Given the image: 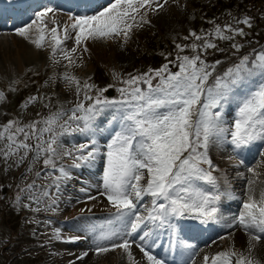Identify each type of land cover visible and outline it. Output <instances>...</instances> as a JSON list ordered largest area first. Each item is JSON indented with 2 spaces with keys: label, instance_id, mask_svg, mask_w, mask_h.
<instances>
[{
  "label": "snow or ice",
  "instance_id": "snow-or-ice-1",
  "mask_svg": "<svg viewBox=\"0 0 264 264\" xmlns=\"http://www.w3.org/2000/svg\"><path fill=\"white\" fill-rule=\"evenodd\" d=\"M167 4L168 0H107L106 4L84 0L82 9L77 5L65 11L63 5L49 0L32 8V18L17 27L15 34L37 49L50 47L48 59L53 65L62 59L66 68L83 66L90 44L128 45L138 30L152 23L151 15H159ZM227 15L231 21L223 25L212 20V29L190 30L183 37L190 44L174 41V59H168L171 52L162 53L167 62L160 67L126 75L113 71L114 83L105 87L92 83L91 77L81 81L67 71L54 74L44 86L59 81L69 90L74 88L72 107L60 105L48 115L37 112L34 120L23 122L14 117L0 125V159L6 171L24 169L21 183L15 186L14 207L33 213L60 211L64 192L84 170L90 178L87 183L81 179L77 202L102 203L99 198L107 202L105 224L85 223L68 237L56 228L45 243L90 239L97 255L119 249L128 264H169L155 252L167 234L168 248L182 257L179 264H189L197 245L186 233L220 226L243 229L249 237L247 249L233 245L205 254L203 264H262L253 250L264 242V193L257 200L252 187L255 181L249 179L242 210L226 214L225 199L238 197L231 190L227 172L210 154L213 147L227 146L235 153V166H247L244 153L257 142L264 143V48L241 55L244 44L236 38L247 36L245 27H252V18ZM217 40L231 41L236 56L222 72L218 71L222 60L207 59L209 49L226 51ZM68 41L73 42L70 48ZM18 83L13 81L9 91H17ZM113 87L117 97L105 94ZM4 99L6 94L0 91V101ZM38 103L52 107L51 97L38 89L21 108ZM233 107L235 118L230 120ZM73 140L77 142L66 147ZM97 161L101 170L93 181ZM247 170L260 175L255 168ZM237 176L243 173L237 172ZM146 198L148 205L144 204ZM95 206L81 208L85 215L78 219L87 221V213ZM28 222L42 223L34 217ZM133 246L142 259L134 256ZM88 255L85 251L77 259ZM185 255L189 259H183Z\"/></svg>",
  "mask_w": 264,
  "mask_h": 264
},
{
  "label": "rangeland",
  "instance_id": "rangeland-1",
  "mask_svg": "<svg viewBox=\"0 0 264 264\" xmlns=\"http://www.w3.org/2000/svg\"><path fill=\"white\" fill-rule=\"evenodd\" d=\"M174 3H175L174 0H168V4L166 5L165 9L160 12L159 15H155V14L151 15L150 18H151L152 23L150 24V27L145 26L143 29L138 30L136 32L139 35V37L144 39V42L146 41V38L149 35L151 36L154 33L157 34L158 31H161L164 37H169V38L174 39L176 37H179L180 31H185L189 33V31L192 30L191 29L192 20L190 17L191 13L189 12L188 7L186 6L185 9H180L178 8L179 6H175ZM168 5H172L173 9H169ZM29 20H27V22H29ZM24 24L16 25V26L20 27V26H23ZM1 32H0V64H1L0 71L2 70V68H3V71L0 72V81H6L7 86L9 84H12L16 78L8 75V72H6L7 70L6 66L9 65L12 61L16 62V60L22 61L23 62L22 64L26 66V70L27 71L29 70L28 72L30 73H34L35 71H40L46 68L45 74L48 78L51 77L52 74H56V75L63 74L64 70L69 72L70 69H68V67L67 68L65 67V65L67 64L66 61H63L61 59V63L59 65H53L51 61L49 62V59H48L49 51H47L46 48L37 49L35 46L29 47V45H27V43H25L22 40V38H20L19 36L16 39V43L18 42V48L16 50H11L8 42L7 41L4 42L3 40H1L2 35L5 34L3 30ZM12 36H17V35L14 34ZM5 40H6V37H5ZM72 43H73L72 41H68L69 48L72 46ZM103 43L97 42L95 44H92L95 52L91 49L90 53L94 60H92L91 58L89 59L88 57H86V55H84L85 64L83 66H73L72 69L76 73H80L82 75L85 74L84 76L90 75L93 72L92 70L96 67L95 65H100V67L104 69L111 77H113L112 76L113 71L119 72L123 75L128 73V71L132 69L133 64L137 58V53L140 49L139 46L135 44L132 46V50H127L125 46L120 47V46H117V44H115V48L113 51L112 46L110 45H107V46L105 45L104 48H102ZM7 50H10V52H6ZM77 55H79V53H77ZM3 59H7L5 63L6 66H4ZM8 60H11V62H8ZM15 76H18V75H15ZM28 78H30V76H27V79ZM31 81L33 82V79L29 80V82ZM43 88L47 90L48 92L47 96H49V91L52 90L54 92L55 97H56L55 104L58 105V107L60 105H63L65 108H70L73 106V104L76 101L74 88L72 90H69L68 88L65 87V85L62 82H59V81L57 83L50 82V84H48L47 86H44ZM6 94L8 96V101L10 103L4 101L2 105H0V120H2L3 117H5V113L8 108L12 109L11 104L14 98L18 96V90L15 92L8 91L6 92ZM36 108L37 106L32 108L31 110H35ZM21 112L22 111H20L19 113ZM228 118L230 120L235 118L234 107L232 109V115ZM78 141L82 143L84 142V138L81 137L80 139H78ZM102 143H106V140L102 141ZM72 144L73 143L68 144L66 145V147L71 148ZM210 154L214 161L216 160L217 163H220V165L227 170L226 172L229 177H232L233 175H237V172L244 173L246 174V177H247L248 174H247L246 169H244V166H239V167L235 166L237 158L235 156V153L232 152V150L229 147L227 146L213 147ZM262 154H264V143H261V142H257L251 147L249 151H246L244 153V158L247 161V168L248 167L253 168V166L257 167V163H260L261 161ZM229 155L233 157L232 162L230 164H235L234 167L231 165L227 166L224 164L223 160H225L226 158L229 159ZM100 164L101 162L97 161V168L92 170L91 179L93 181L98 179V176L96 175V173H98L101 170ZM3 165L5 167L4 171L2 170V181L3 182L9 181L11 176L14 177L16 174L19 173V169H16V171H14L15 168H11L6 171V166L4 163ZM86 172L87 174L84 180L85 183H87L90 178L89 171L86 170ZM76 183L78 184L75 187L77 191L72 194L68 193L62 198V204L60 203V205H62L64 208L62 209L61 207L60 208L61 211H58L56 213L49 212L50 214H54V215L58 214L62 217H67L70 214L69 210H71V212L78 211V210L80 211L81 208L91 207L93 203H96V206L93 208L92 211L106 209V208L102 209L103 207H101V203H97V202H92V201H88L86 203L77 202L76 195L79 193V187H80L81 180L79 181L76 180ZM81 199H83L82 196H81ZM99 199L103 202V205L107 203L106 200L105 202L103 201V198H99ZM231 203L235 204L234 202H231ZM33 207H35V205H33ZM32 218L33 217H31L30 220ZM28 220L29 218L23 222L26 223L28 222ZM103 222H104V219H100L99 223L103 224ZM45 229L47 228L45 227ZM0 231H3V233L5 234L8 233L7 229L1 228V226H0ZM61 233L64 237H68L69 235L77 234V231L68 229V230L62 231ZM79 234H84V233L81 232ZM48 238L49 236L45 239V242L48 240ZM248 240L249 238L244 239L243 242L247 243ZM54 243L56 242L52 241V243L47 245V247L45 248L46 255H45L44 264H68L69 261H74V264H96L98 256L93 254V251H92L94 250L93 246H90L88 248L87 245H83V248H80L78 246L72 248V247H64V246L62 247L60 246V244H54ZM259 244H260L262 253L264 254V243L261 242ZM258 245L254 249L256 250L257 255L259 252ZM5 246H6L5 243L0 242V251L4 249ZM242 247L243 245L241 246V249L243 250ZM85 251L90 252L91 255L88 258L84 257L82 260L77 259V257L81 256L82 253ZM9 252H10L9 250H6V251L3 250L2 253H4L7 256H10L11 254H9ZM36 253L37 251H32V253H30L29 255L33 256ZM108 253H101L100 255H104V256L101 259H99V261H102L105 255ZM258 257H259V260L262 262V264H264V261L262 260L261 255H259ZM19 263H22V261L17 260L14 262V264H19Z\"/></svg>",
  "mask_w": 264,
  "mask_h": 264
},
{
  "label": "bare ground",
  "instance_id": "bare-ground-1",
  "mask_svg": "<svg viewBox=\"0 0 264 264\" xmlns=\"http://www.w3.org/2000/svg\"><path fill=\"white\" fill-rule=\"evenodd\" d=\"M0 12L1 13H4L6 15H10L11 17L15 14V11H12V10L9 11V12L7 10H4V11H1L0 10ZM223 161H224V164L227 165V166H230L231 165V166L234 167V165H235V164H230L232 162V160H229L227 158L225 160H223ZM245 178H246V174H244V173H243V176L242 177L241 176H237V175H233L232 177H229V181H230L231 187L232 188H239ZM238 198H240V196H238ZM232 201L235 204H237L239 202L238 199L232 200ZM248 238L249 237L245 234V232L243 231V229H240V232L237 234V236H229V239L235 241L236 244L239 247H241L242 245H244L243 240L244 239H248ZM132 251L134 253V256L138 260L142 259V253L140 252V250L138 248H136V247L133 246ZM88 253H89V255L87 257H85V258H88L91 255L90 252H88ZM106 255H108V254H106ZM259 255L260 254H258L257 256H259ZM104 259H105V257H104ZM104 259L102 261H100L99 264H107L106 262H108V264H128V260H127L126 254H124L123 252L120 253V259H119V256L118 257H113V258L110 257L108 260L107 259L104 260Z\"/></svg>",
  "mask_w": 264,
  "mask_h": 264
},
{
  "label": "trees",
  "instance_id": "trees-1",
  "mask_svg": "<svg viewBox=\"0 0 264 264\" xmlns=\"http://www.w3.org/2000/svg\"><path fill=\"white\" fill-rule=\"evenodd\" d=\"M250 4H251V6H253V7H259V6H263L264 4L263 3H261L259 0H250ZM256 5V6H255Z\"/></svg>",
  "mask_w": 264,
  "mask_h": 264
}]
</instances>
